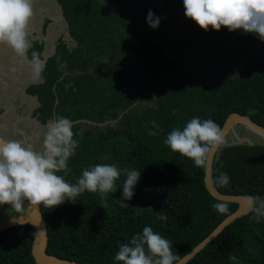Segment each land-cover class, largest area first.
Instances as JSON below:
<instances>
[{"label": "trees", "instance_id": "trees-1", "mask_svg": "<svg viewBox=\"0 0 264 264\" xmlns=\"http://www.w3.org/2000/svg\"><path fill=\"white\" fill-rule=\"evenodd\" d=\"M56 2L71 43L57 45L47 58L41 90L36 83L26 87L25 93L38 103L30 117L44 128L58 116L82 121L73 124L79 147L68 161L71 172L64 176L68 183L97 164L134 169L140 177L132 199L125 201L128 207L117 202L123 195V174L116 181V192L103 200L99 193L85 192L75 203L66 201L54 209L41 205L48 229L47 253L81 264H119L114 257L120 244L149 226L171 242L180 259L237 204L226 203V213L213 209L221 201L207 192L204 168L173 153L164 141L173 128L196 117L212 119L222 128L230 114L238 113L264 128V40L236 55L234 40L239 34L209 28L205 32L216 52L222 42L233 46L220 59L222 68L209 76L207 66L196 72L174 56L172 39L166 50L150 32L148 12L170 27V19L177 18V11L171 15L175 0ZM220 33L227 38L222 40ZM199 34L200 29L192 31L196 42L191 38L185 45L197 48L196 57H203L210 48L199 45ZM240 39L244 49L243 42L254 43L257 34ZM153 130L157 134L149 135ZM231 139L230 133L214 157L216 188L224 194L264 197V141L258 138L253 145H240L231 144ZM222 172L230 177L226 186L218 183ZM159 213L167 219L158 220ZM253 215L236 219L187 264H264V217L257 223ZM33 236L28 224L0 231V264H35Z\"/></svg>", "mask_w": 264, "mask_h": 264}, {"label": "clouds", "instance_id": "clouds-1", "mask_svg": "<svg viewBox=\"0 0 264 264\" xmlns=\"http://www.w3.org/2000/svg\"><path fill=\"white\" fill-rule=\"evenodd\" d=\"M33 5L34 0H0V44L29 64L34 82L43 83L46 61L35 50L28 59L29 50L33 48L28 34L34 15ZM183 5L185 16L204 31L211 28L219 32L224 27L230 32L243 30L257 34L264 40V0H183ZM147 22L155 29L160 20L149 11ZM157 127L153 121L152 129ZM72 129L71 119L56 117L47 124L39 150L20 140L0 139V205H10V210L19 212L24 209L26 200L30 207L43 205L54 209L66 201L75 203L85 192L99 193L103 200L108 193L116 192V181L123 174V195L117 202L121 207L129 206L125 201L134 195L139 171L97 164L84 169L75 183L65 180L64 176L71 172L68 161L79 147ZM148 134L154 136L157 133L153 130ZM224 142V131L217 123L198 117L182 128H173L164 141L173 153L191 160L199 168L207 167L212 153ZM217 179L221 186L230 181L228 174L223 172ZM212 208L218 213L228 211L223 202L213 204ZM248 208L254 213L252 220L259 223L264 217V197H249ZM157 219L164 221L167 217L159 213ZM114 260L119 264H177L179 257L173 253L168 239L145 226L142 234L133 235L130 241L120 244Z\"/></svg>", "mask_w": 264, "mask_h": 264}, {"label": "rangeland", "instance_id": "rangeland-1", "mask_svg": "<svg viewBox=\"0 0 264 264\" xmlns=\"http://www.w3.org/2000/svg\"><path fill=\"white\" fill-rule=\"evenodd\" d=\"M55 2L56 0H48V4L50 5H53ZM39 3L41 6H43L46 2L44 3L42 0H39ZM54 9L55 10L52 11L53 15L56 13L61 15V19L59 16V23L61 27L58 26V28L62 29V35L59 38L57 37L58 39L61 38L60 41L62 42H55L54 48L57 45L63 47L64 43L69 46L70 44L68 43L71 42H69L70 40L66 30L67 24L63 19L61 9L58 4L57 6L55 5ZM172 9L173 11L171 15L177 11V18L176 21H171L172 19L169 17V22H171L170 27L159 23L157 28H151L152 30L150 32L153 34L155 41L160 43L167 50L169 46L168 40L172 39V54L178 59L182 60L187 67L193 69L196 72H200L203 66H207L206 71L209 76L211 74L217 73L218 70L222 68V62L220 59L225 58L227 56L228 50L233 49V46L229 45L228 42H222L221 50L216 52L214 45L209 42L210 37L208 34H206V32L202 30L195 22L185 16L183 0H175ZM154 17L159 18L158 16ZM183 21L187 23H182ZM49 27L50 25L46 24L45 31H47ZM222 28L227 30V28ZM198 29H200L201 34L198 35L197 42H199V45L202 44L203 46L210 48L208 55L203 57H196V52H198L197 48L189 46L190 48L188 49L185 45L187 42H190V39L192 38V31L198 32ZM233 33L239 34V36L234 40V43H236L237 47H234L233 51L236 55L245 54V50L256 48L261 41L260 37L257 35V39L254 43L249 44L250 42L244 41L243 43L246 44L247 48L241 49L243 44L241 43L242 39H240V36L249 35V33H245L243 30H237ZM220 34L222 40H224L227 36V34H223L224 36H222V33ZM29 38L33 41V48L29 50L28 59L31 58L32 50H36L38 52L40 51L41 57L43 58V52L46 51L45 42L42 44V41L34 40L33 37ZM53 38H55V40L57 39L56 36H52V39ZM194 39L195 38H192V42H196ZM52 44L49 43L48 47H50ZM218 56L220 58H218ZM230 71L231 70L228 69L226 73L229 74ZM30 84H35L36 87L37 84H39V89L41 90V83L34 82L32 78L29 64L17 57L9 47L0 44V132L2 133L0 134L3 138H5L4 136H11L9 138L20 141H23V138H25L24 143L29 145L36 143L38 145H34L32 147L39 150L41 146L40 141L43 140V135L46 128L42 127L39 122L31 119L30 117L32 111L38 106L37 100L34 98L35 96L30 97V95L25 93L26 87ZM39 121H41V118H39ZM82 127L86 128V126ZM7 132H13V135L10 133L8 134ZM236 132L242 136L249 137V139L254 143L259 141L258 138L247 134L245 131ZM19 134L20 138H17ZM231 143H234V139H231ZM10 209L11 208H5V205H0V219L10 217L17 212ZM22 211L23 210H21L19 213H22Z\"/></svg>", "mask_w": 264, "mask_h": 264}, {"label": "water", "instance_id": "water-1", "mask_svg": "<svg viewBox=\"0 0 264 264\" xmlns=\"http://www.w3.org/2000/svg\"><path fill=\"white\" fill-rule=\"evenodd\" d=\"M46 61L47 58H44ZM82 122L81 120L73 122L77 124ZM87 123H90L87 121ZM108 123V122H106ZM95 125V123H92ZM104 124V123H103ZM237 127H243L244 131L251 133L252 135L262 139L264 141V128L248 116H244L238 113L230 114L225 120L222 130L224 131L225 139L231 133L234 136V143L231 144H247L253 145L254 142L247 136H242L236 132ZM0 139L7 141L0 134ZM218 149L212 153L207 167L204 168V185L207 192L214 199L225 202L237 204L236 210L227 216L220 224L199 244H197L193 249H191L185 256L180 258L177 264H187L191 259H193L200 251H202L208 244H210L228 225L234 222L236 219L249 214L248 208V195H230L221 193L215 186L213 181V162L214 157ZM22 213L15 214L13 216L0 219V231L22 226L30 225L34 229V236L31 243V256L35 264H81L75 261H70L67 259H62L47 253L48 246V229L45 219L40 211L39 207H30L28 201H24Z\"/></svg>", "mask_w": 264, "mask_h": 264}, {"label": "crops", "instance_id": "crops-1", "mask_svg": "<svg viewBox=\"0 0 264 264\" xmlns=\"http://www.w3.org/2000/svg\"><path fill=\"white\" fill-rule=\"evenodd\" d=\"M53 5L45 3L41 6L39 0H34V15L28 28L29 37H33L34 40L42 41V44L45 42L46 51L43 52V58H49L53 54L54 43L57 42V39L62 35V29L58 28V26L61 27L59 23V16L61 19V15L56 13V11L55 15L52 14V11L55 10L54 8L55 5L57 6V3L55 2ZM46 24L50 25L47 31H45ZM52 36H56V38H58L55 40V38L52 39ZM49 43L53 44L48 47Z\"/></svg>", "mask_w": 264, "mask_h": 264}, {"label": "flooded vegetation", "instance_id": "flooded-vegetation-1", "mask_svg": "<svg viewBox=\"0 0 264 264\" xmlns=\"http://www.w3.org/2000/svg\"><path fill=\"white\" fill-rule=\"evenodd\" d=\"M44 3L46 2V3H48V0H42ZM31 119H33V118H31ZM1 133V132H0ZM8 134L10 133V134H12L13 135V132H7ZM2 134V133H1ZM5 137V139H7V140H10V139H13V138H9V137H11V136H9V137H6V136H4ZM17 138H20V134H19V136L17 137ZM24 140H25V138H23V143H24ZM38 142H39V140H38ZM41 142V144H42V141H40ZM25 145H29V144H26V143H24ZM34 145H38V144H36V143H34V144H31V146H34ZM10 205H5V208H11V206L9 207ZM8 212H11V211H8ZM20 212V211H19ZM19 212H16V213H14L13 215H15V214H17V213H19ZM12 215V216H13ZM7 218V217H6Z\"/></svg>", "mask_w": 264, "mask_h": 264}]
</instances>
